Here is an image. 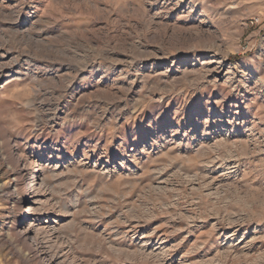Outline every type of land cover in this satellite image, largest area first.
Segmentation results:
<instances>
[{"label":"rangeland","instance_id":"rangeland-1","mask_svg":"<svg viewBox=\"0 0 264 264\" xmlns=\"http://www.w3.org/2000/svg\"><path fill=\"white\" fill-rule=\"evenodd\" d=\"M53 256L264 264V0H0V264Z\"/></svg>","mask_w":264,"mask_h":264},{"label":"bare ground","instance_id":"bare-ground-1","mask_svg":"<svg viewBox=\"0 0 264 264\" xmlns=\"http://www.w3.org/2000/svg\"><path fill=\"white\" fill-rule=\"evenodd\" d=\"M8 144L10 143L8 142ZM17 149L12 147L9 154V157L14 159V168L10 173V184L17 186L20 182H24L27 177L30 176V182L28 183L25 197L30 201L31 206L28 210L24 211V215L21 218L24 224L20 227L23 229L20 234H26L39 227L40 221L32 220V222L29 223L27 218L33 216L35 212H38L41 209L47 193L44 190L45 187L43 181L39 182L40 179H38V173L40 172L38 165L33 163L34 161L29 163L28 160L19 156ZM60 260L61 258L59 256H53L49 258L48 262L49 264H58Z\"/></svg>","mask_w":264,"mask_h":264}]
</instances>
